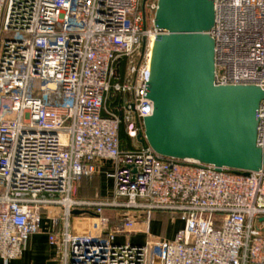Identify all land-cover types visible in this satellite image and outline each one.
I'll return each instance as SVG.
<instances>
[{
	"label": "built area",
	"instance_id": "2783aa9c",
	"mask_svg": "<svg viewBox=\"0 0 264 264\" xmlns=\"http://www.w3.org/2000/svg\"><path fill=\"white\" fill-rule=\"evenodd\" d=\"M157 2L0 0L5 263L22 258L55 210L52 225L62 230L49 241L61 264H264V171L168 159L139 142L154 110L153 47L166 34L154 25ZM215 12V84L264 90V0H215ZM258 120L264 150V101ZM105 163L112 197L74 199L75 185ZM75 211L97 217L99 231L72 234ZM154 213L183 223L173 240L118 241L117 228L148 226Z\"/></svg>",
	"mask_w": 264,
	"mask_h": 264
},
{
	"label": "water",
	"instance_id": "95a60500",
	"mask_svg": "<svg viewBox=\"0 0 264 264\" xmlns=\"http://www.w3.org/2000/svg\"><path fill=\"white\" fill-rule=\"evenodd\" d=\"M157 5L154 25L166 34L154 43L147 94L154 110L139 142L168 159L244 175L264 171V150L257 145L264 90L215 84V0ZM83 214L89 213L73 212Z\"/></svg>",
	"mask_w": 264,
	"mask_h": 264
},
{
	"label": "crops",
	"instance_id": "0c3cea01",
	"mask_svg": "<svg viewBox=\"0 0 264 264\" xmlns=\"http://www.w3.org/2000/svg\"><path fill=\"white\" fill-rule=\"evenodd\" d=\"M110 173H112V164L105 163L100 174L93 180H83L80 184H76L73 194H75L76 188H81L82 194L79 193L78 195L80 199L102 200L111 198L114 185L112 179L108 177ZM55 212V210H51L50 216H43L42 231L30 238L22 258L9 263H5L0 259V264H61L58 250L49 241V236L52 230L55 229L51 221ZM107 214L109 215L110 213L108 212ZM154 214L151 215L148 226L139 225L132 231L117 228V232L120 233L118 241L120 243L131 242L135 245H143L147 240V233L156 237L173 240L176 233L182 229L183 223L180 221L175 226H165L163 221L169 219L170 216H161L158 213ZM96 219L97 217L91 214L72 215L70 232L72 234L92 233L94 221H97ZM115 225L116 222L113 220L111 227ZM61 230L62 226L55 229L56 232H60ZM121 234H124V236Z\"/></svg>",
	"mask_w": 264,
	"mask_h": 264
},
{
	"label": "rangeland",
	"instance_id": "374dc122",
	"mask_svg": "<svg viewBox=\"0 0 264 264\" xmlns=\"http://www.w3.org/2000/svg\"><path fill=\"white\" fill-rule=\"evenodd\" d=\"M122 135H124L125 138H126V135H125V133H124V130H122ZM124 142H125V143H128V139H127V138L124 139ZM79 193L82 194V190H81V188H80V189H79V188H76L75 194H73L74 199H79V200H81V199L79 198L80 196H78ZM154 215H155V214H154ZM177 222H180V221H179V220L174 221V220H172L171 218L166 219L165 221H163V223L165 224V226H167V225H168V226H175ZM92 230H93L94 234H96V233L99 231V223H98L97 221H94V226H93ZM95 230H96V231H95Z\"/></svg>",
	"mask_w": 264,
	"mask_h": 264
},
{
	"label": "trees",
	"instance_id": "16d2710c",
	"mask_svg": "<svg viewBox=\"0 0 264 264\" xmlns=\"http://www.w3.org/2000/svg\"><path fill=\"white\" fill-rule=\"evenodd\" d=\"M122 139H123V141H124V139H126L124 135H122ZM92 180H93V179H92ZM158 214L161 215V216H163V215L165 216V215H166V214H161V213H158ZM167 216H168V215H167Z\"/></svg>",
	"mask_w": 264,
	"mask_h": 264
}]
</instances>
